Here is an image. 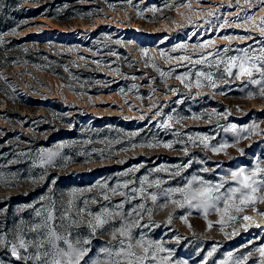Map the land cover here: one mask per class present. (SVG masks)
<instances>
[{
    "label": "rangeland",
    "instance_id": "obj_1",
    "mask_svg": "<svg viewBox=\"0 0 264 264\" xmlns=\"http://www.w3.org/2000/svg\"><path fill=\"white\" fill-rule=\"evenodd\" d=\"M0 15V264H46L65 240L80 264H264L245 218L264 187L229 198L233 172L264 168V76L225 72L260 56L264 0H0ZM209 184L219 200L186 202Z\"/></svg>",
    "mask_w": 264,
    "mask_h": 264
},
{
    "label": "snow or ice",
    "instance_id": "obj_2",
    "mask_svg": "<svg viewBox=\"0 0 264 264\" xmlns=\"http://www.w3.org/2000/svg\"><path fill=\"white\" fill-rule=\"evenodd\" d=\"M264 31V29H262ZM243 53V55L240 56H234L231 57L228 62L227 66L225 67V72L228 76L233 75L232 69L235 68L237 69V72L235 73V78L240 79L242 77H248L251 79L253 72H258L261 74V76H264V48L261 49L260 56L257 57L256 55H249L248 50L246 49H241L239 50ZM259 60L260 64L258 65L255 63V61ZM211 79V77H209ZM252 83H261L259 80H252ZM215 87V84L212 85ZM261 95L264 96V90L261 91ZM234 130V129H233ZM207 139V138H204ZM166 147H171V145H165ZM224 147V146H222ZM222 149H215V151H220ZM245 170L243 168L239 169L236 172L232 173L233 179H236L237 177H242V179L239 181L241 187L240 188H235V189H230V196H234L237 192L241 193V203L247 205L248 203H255V193L260 190L261 187H264V180L257 181L255 177L261 173L264 172V168H260L257 166L256 169L252 171L251 176H246L244 175ZM191 183V182H190ZM220 186H213V185H203L200 189L195 190L192 194L191 197H185L186 202L191 205L193 200H199L200 203L195 205L196 207H200L203 205H207L209 201L212 200H219L220 197H214L212 193L214 191H218ZM242 189H247V192L242 191ZM171 191H177V192H184V189H174V190H169L168 192H165L164 195L167 197L170 195ZM152 200H156V196H152ZM260 200L264 202V197H260ZM182 206V205H181ZM237 211H241L242 209L237 208ZM37 215L39 216L40 213L37 212ZM111 215H118V213H108L107 211L103 214L100 215H95L93 217V221H89L88 226L92 230L93 233L99 228H102L105 224L108 223V218ZM246 219H250V217H245ZM53 215L51 212L48 213L47 215V220H52ZM185 222L186 219H185ZM259 226V225H257ZM127 230H122L121 235H124ZM63 239L60 236H57L54 232V230H51L49 232V243H53L54 240H60ZM65 243L68 245V251H64L63 249H59L56 253L55 256L57 258L52 259L50 262H46V264H80V260L86 255L88 249H84L83 251H80L78 249H75L74 246L69 243L67 240H65ZM77 243H81V241H77ZM84 244L90 243L88 239H85L82 241ZM21 246L23 247V242L21 243ZM53 247H55V244L53 243ZM102 252L109 253L111 255L109 249L104 248L101 249ZM264 252V250H262ZM15 254V253H14ZM45 256L48 255L47 252L44 253ZM119 255V253H117ZM39 259V257H37ZM96 264H99L97 261ZM116 264H119V262H116ZM129 264H131V261H129Z\"/></svg>",
    "mask_w": 264,
    "mask_h": 264
},
{
    "label": "bare ground",
    "instance_id": "obj_3",
    "mask_svg": "<svg viewBox=\"0 0 264 264\" xmlns=\"http://www.w3.org/2000/svg\"><path fill=\"white\" fill-rule=\"evenodd\" d=\"M250 218L254 219L256 225L264 226V215L254 212V214L251 215Z\"/></svg>",
    "mask_w": 264,
    "mask_h": 264
},
{
    "label": "trees",
    "instance_id": "obj_4",
    "mask_svg": "<svg viewBox=\"0 0 264 264\" xmlns=\"http://www.w3.org/2000/svg\"><path fill=\"white\" fill-rule=\"evenodd\" d=\"M40 8H38L37 10H39ZM17 19V18H16ZM9 18H2L1 17V15H0V24L1 23H4V24H6L7 22H9ZM2 27H4V28H8V26L7 25H1Z\"/></svg>",
    "mask_w": 264,
    "mask_h": 264
}]
</instances>
